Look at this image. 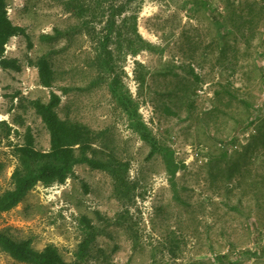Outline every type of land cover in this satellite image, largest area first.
<instances>
[{
  "label": "rangeland",
  "instance_id": "rangeland-1",
  "mask_svg": "<svg viewBox=\"0 0 264 264\" xmlns=\"http://www.w3.org/2000/svg\"><path fill=\"white\" fill-rule=\"evenodd\" d=\"M201 1L132 3L128 14H136L138 33L156 49L114 53L113 70L141 121L182 164L171 178L165 157H148L149 145L111 97L91 40L70 30L78 22L63 1L7 0L9 18L25 28L33 47L28 50L21 36L6 45L5 56L19 58L22 69H0V122L20 116L36 148H49L48 133L25 99L48 101L49 91L38 85L27 58L50 53L57 86L67 90H54L61 97L58 116L104 131L110 149L129 163L137 198L128 217L131 230L114 226L111 220L122 208L110 177L81 164L63 184H39L1 214L0 230L30 239L38 250L53 244L71 261L86 217L102 231L97 245L107 252L116 247L113 264H216L214 258L229 249L234 264H264L262 255L242 257L264 245V116L244 129L247 105L264 104V0H207L219 20ZM55 29L64 36L41 39L55 36ZM137 64L146 72L143 87L135 80ZM16 129L22 136L24 129ZM11 141L21 138L14 134ZM0 163L2 193L11 186L15 164L5 140ZM0 264L24 263L0 251Z\"/></svg>",
  "mask_w": 264,
  "mask_h": 264
},
{
  "label": "trees",
  "instance_id": "trees-1",
  "mask_svg": "<svg viewBox=\"0 0 264 264\" xmlns=\"http://www.w3.org/2000/svg\"><path fill=\"white\" fill-rule=\"evenodd\" d=\"M62 1L67 11L74 13L78 22L70 30L84 34L91 40L95 49L94 63L99 73L108 77L106 84L111 97L126 112L130 125L141 140L149 145L148 157L156 154L163 155L166 159L167 171L173 178L182 164H177L173 160L172 150L161 144L141 121L137 113V104L132 101L128 90L124 88L119 76L115 75L113 70L114 53L118 54V51L123 50L124 47L128 53L133 55L142 50L155 51L156 49L138 33L136 14H128L130 5L138 0ZM200 4L208 13H212L214 20L220 19L210 9L207 0L201 1ZM17 36L26 40L28 50L32 49L33 44L25 28L15 25L9 18L7 0H0V69L3 71L19 72L22 69L19 58L5 56L7 43ZM55 36L46 34L40 37L48 41L62 37L64 34L61 30L55 29ZM27 62L37 71L38 85L49 91L46 102L39 98L25 99L48 133L49 148L47 150L36 148L32 130L24 125L20 116L12 117L10 123L5 120L0 122L2 128L0 142L2 140L7 142L10 153L15 159L10 176L11 186L0 193V215L18 206L37 185L49 187L54 184H63L73 175L75 166L84 164L110 177L112 196L122 208L111 222L114 226L121 227L127 232L130 231L128 217L130 209L135 205L137 186L130 180L129 163L120 159L114 150L110 149V143L105 138L104 131L95 132L85 124L61 119L58 116L57 109L61 103V97L54 90L59 88L62 93H66L67 90L57 86V77L50 53L42 54L34 59L27 58ZM139 67L140 71H137ZM191 73L197 80L192 70ZM135 80L139 87H143L146 83L145 69L139 64L135 71ZM17 95L18 93L14 97ZM247 107L250 114L244 129L250 128L258 122L261 116H264V104L257 108L252 105H247ZM15 127L24 129L22 136ZM14 134L20 136V142L11 141ZM254 138L255 136L251 137V139ZM226 151L227 149L224 150L223 156L227 154ZM3 171L4 164L0 163V176ZM82 224V238L71 261L65 260L53 244H48L38 250L33 247L30 239L16 240L6 230H0V251L24 264H113L111 257L116 247L107 252L104 247L98 246L97 237L102 231H99L97 226L86 217L82 218ZM129 235L132 237L131 234ZM262 245L259 244L260 251L258 252L243 251L242 257L264 256V245ZM234 260L230 249L214 258L216 264H234Z\"/></svg>",
  "mask_w": 264,
  "mask_h": 264
}]
</instances>
